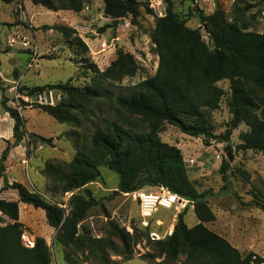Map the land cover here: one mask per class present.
Returning a JSON list of instances; mask_svg holds the SVG:
<instances>
[{"label":"trees","instance_id":"16d2710c","mask_svg":"<svg viewBox=\"0 0 264 264\" xmlns=\"http://www.w3.org/2000/svg\"><path fill=\"white\" fill-rule=\"evenodd\" d=\"M10 3L14 0H1ZM47 9L79 12L84 0H30ZM103 12L113 20L112 25L129 17L135 24L142 3L139 0H102ZM264 3V0H257ZM251 7L247 0L234 1V15L229 18L220 6L210 14L198 12L195 16L205 24L209 44L198 29L189 28L167 1L166 13L155 17L151 41L158 57L153 75L139 81L136 89L124 93L109 94L89 86L85 90L65 83L35 85L27 88L33 94L45 88H58L66 98L55 105L36 104L58 122H74L71 109L75 103H91L103 99L119 117H102L103 126L96 127L86 144L62 165L52 168L57 185L62 193L72 192L100 176L99 166L106 164L118 174L117 190L131 192L161 185L171 193L192 205L198 222L187 226L184 211L177 214L172 232L163 239H153L144 234L152 250L143 257L151 264H250L263 261L264 257L252 252L242 255L226 238L205 226L213 221L214 214L207 202V193L199 191L190 180L180 149L161 140L159 133L163 122L176 126L183 133L196 137L211 136L208 113L217 109L226 94V106L230 113L227 127L219 138L229 140L233 129L246 126L239 133L237 149L264 152V29L249 30L243 19L244 12ZM149 13L151 9L146 8ZM41 29H54L79 47L78 53L87 51V45L76 30L64 24H43ZM93 68L94 64H87ZM138 69L133 54L117 48L111 63L100 72L101 77L121 81L133 76ZM228 81V90L217 85ZM0 103L13 120L12 144L1 151V190H14L17 200L0 198V215L9 219L0 224V264H51L50 247L41 236H34L32 245H26L22 235L26 228L18 220V203L30 204L44 211L48 225L55 229V240L63 250L65 264H114L110 253L129 259L140 234L132 233L110 220V233L93 237L88 230L79 232L78 223L88 209L101 206L85 189V195L72 193L69 210L51 202L37 191L19 181L8 182L4 161L10 146L22 140L25 131L24 119L15 109L7 105V98L0 86ZM78 101V102H77ZM187 119V120H186ZM190 119V120H188ZM147 121V122H146ZM37 140L51 144V137L30 133ZM227 162L219 168L225 179ZM253 193L252 203L264 209V195ZM104 209V208H103ZM112 236L118 238L116 242ZM183 256L182 260H178ZM156 258H161L155 261Z\"/></svg>","mask_w":264,"mask_h":264},{"label":"rangeland","instance_id":"374dc122","mask_svg":"<svg viewBox=\"0 0 264 264\" xmlns=\"http://www.w3.org/2000/svg\"><path fill=\"white\" fill-rule=\"evenodd\" d=\"M139 1L142 7L136 23H131L126 17L116 26L112 25L114 19L104 14L102 0H84L79 12H68L66 9L53 11L30 0H14L9 5L0 1V86L7 98V105L11 107L15 100L10 89L16 86L25 131L19 144L9 148L4 161L6 178L9 182H23L29 189L58 203L66 212L72 193L85 195V189L90 190L102 202L104 209L101 206L88 209L78 223L79 232L88 230L93 237L106 236L110 233L109 222L112 220L130 233L136 230L139 235L143 234L139 236L129 259L110 253V260L114 264H151L143 257L146 252L152 251L144 234L147 233L151 240L165 238L172 232L177 214L182 211L184 222L189 227L193 226L198 220L192 205L187 201H177L170 208H159L151 216L143 217L133 195L117 190L118 174L106 164L99 166L100 176L97 179L72 192L62 193L52 168L68 162L87 143L93 130L103 126L102 117L121 116H116L115 109L103 99L75 103L71 109L74 122H58L36 104H23L24 96L28 94L27 88L35 85L67 82L81 90L92 86L109 94H117L135 90L139 81L153 75L158 61L151 41L155 20L150 7L153 0ZM167 1L164 0L165 5ZM169 1L173 3L178 17L185 20L189 28L198 29L208 44L206 26L195 14H210L216 6H220L229 18L234 15L235 0ZM247 2L251 7L244 12L243 19L248 22L249 30L261 32L264 29V3L257 0ZM146 8L151 9V13ZM43 24H64L74 28L87 45V51L78 53L80 49L76 44L54 29H41ZM11 37L14 42L9 44ZM118 47L133 54L138 65L133 76H125L119 82L100 75L114 59ZM89 63L94 64V69L86 68ZM217 85L228 90L227 80H221ZM45 89L55 91L57 102L67 97L61 89ZM226 98L225 94L219 107L208 113L211 136L199 134L193 137L167 122H163L159 136L162 141L180 149L190 180L197 190L207 193L214 220L204 223L205 226L226 238L242 255L252 252L264 257V209L252 203L253 193L264 195V152L236 148L240 142L239 133L246 130L243 124L232 130L229 140L219 138L230 119ZM12 126V118L7 116L0 103V154L7 144L13 142ZM30 133L51 137L52 143H43ZM188 159H193V163H188ZM223 160L227 162L225 179L219 170ZM153 186L147 189L151 190ZM0 193L3 194L0 198L17 200L14 190L0 189ZM257 196L262 198L260 194ZM18 206V220L26 228L22 235L23 242L29 245L33 243L34 236L43 237L50 247L51 264H65L64 248L55 240V229L48 225L44 211L20 202ZM5 221L9 219L0 215V224ZM112 238L119 243L117 237ZM182 259L183 256H179L177 261ZM159 260L161 258L155 259ZM83 264L95 263L85 261ZM250 264H264V259Z\"/></svg>","mask_w":264,"mask_h":264},{"label":"built area","instance_id":"2783aa9c","mask_svg":"<svg viewBox=\"0 0 264 264\" xmlns=\"http://www.w3.org/2000/svg\"><path fill=\"white\" fill-rule=\"evenodd\" d=\"M150 7L155 17H162L166 13V5L164 3V0H153L150 4ZM13 42H14V38L13 37L9 38L8 43L12 44ZM23 44H26V42H23ZM10 90L13 92V96L15 100L12 103L13 105L12 108H15L19 112L21 105L18 104L19 103L18 97L20 96V94L17 92L16 86H13ZM24 99L25 102L23 106H27L33 103L40 105L43 104L55 105L56 103H58L56 101V95L53 89H43L33 94H25ZM193 161H194L193 159H188V163H193ZM130 193L131 195H133L134 199L136 200L141 215L146 218L151 216L155 211H157V209L170 208L172 207L173 204H175L178 201L177 199L171 200V198L175 194L171 193L165 187L159 184L154 185L153 189L151 190L142 188V189L134 190ZM176 198H178V196ZM29 245H32V243H30Z\"/></svg>","mask_w":264,"mask_h":264},{"label":"crops","instance_id":"0c3cea01","mask_svg":"<svg viewBox=\"0 0 264 264\" xmlns=\"http://www.w3.org/2000/svg\"><path fill=\"white\" fill-rule=\"evenodd\" d=\"M1 1V0H0ZM3 2V1H2ZM13 2V1H12ZM12 2H10V3H12ZM3 3H5V2H3ZM6 5H9V3H5ZM57 11H63V10H57ZM68 12H70L71 10H67ZM61 18H63V17H61ZM67 19H69V17H66ZM67 21V20H66ZM47 25H49V24H47ZM39 43L41 44V42L39 41ZM6 114H7V116L8 117H10L9 116V114L6 112ZM5 176H6V174H5ZM9 182V181H8ZM19 182H21V181H19ZM21 183H23V182H21ZM24 184V183H23ZM2 185H3V180H2V178H0V188L2 187ZM3 191H6V190H3ZM3 194L2 193H0V197L2 196ZM184 202H186V200L185 199H182L181 200V203H184ZM21 204H24V203H22V202H20ZM153 236H155V235H153Z\"/></svg>","mask_w":264,"mask_h":264},{"label":"bare ground","instance_id":"6f19581e","mask_svg":"<svg viewBox=\"0 0 264 264\" xmlns=\"http://www.w3.org/2000/svg\"><path fill=\"white\" fill-rule=\"evenodd\" d=\"M176 197H177V196L174 195V196L171 198V200H176V199H177Z\"/></svg>","mask_w":264,"mask_h":264},{"label":"water","instance_id":"95a60500","mask_svg":"<svg viewBox=\"0 0 264 264\" xmlns=\"http://www.w3.org/2000/svg\"><path fill=\"white\" fill-rule=\"evenodd\" d=\"M177 200H178V201H181V200H182V198L178 197V198H177Z\"/></svg>","mask_w":264,"mask_h":264}]
</instances>
